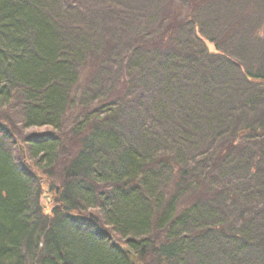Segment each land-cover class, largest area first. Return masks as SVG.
Returning <instances> with one entry per match:
<instances>
[{
	"label": "trees",
	"instance_id": "obj_1",
	"mask_svg": "<svg viewBox=\"0 0 264 264\" xmlns=\"http://www.w3.org/2000/svg\"><path fill=\"white\" fill-rule=\"evenodd\" d=\"M135 260L264 264V0H0V264Z\"/></svg>",
	"mask_w": 264,
	"mask_h": 264
},
{
	"label": "rangeland",
	"instance_id": "obj_2",
	"mask_svg": "<svg viewBox=\"0 0 264 264\" xmlns=\"http://www.w3.org/2000/svg\"><path fill=\"white\" fill-rule=\"evenodd\" d=\"M212 49V48H211ZM38 131H42L43 132V130H38ZM46 198H42L41 199V203H42V205L44 206V210H45V212L46 213H51V211L55 208L54 206H55V204H54V202H52L53 201V199H50V196L48 195V194H46V196H45ZM52 200V201H51ZM57 207V206H56ZM125 248V247H124ZM136 261V260H135ZM136 262H138V261H136Z\"/></svg>",
	"mask_w": 264,
	"mask_h": 264
},
{
	"label": "water",
	"instance_id": "obj_3",
	"mask_svg": "<svg viewBox=\"0 0 264 264\" xmlns=\"http://www.w3.org/2000/svg\"><path fill=\"white\" fill-rule=\"evenodd\" d=\"M132 264H138V263H136V262H132Z\"/></svg>",
	"mask_w": 264,
	"mask_h": 264
}]
</instances>
